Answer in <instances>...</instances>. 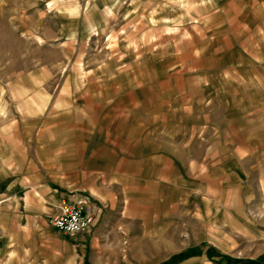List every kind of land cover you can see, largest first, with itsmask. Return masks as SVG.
Segmentation results:
<instances>
[{
  "label": "rangeland",
  "instance_id": "374dc122",
  "mask_svg": "<svg viewBox=\"0 0 264 264\" xmlns=\"http://www.w3.org/2000/svg\"><path fill=\"white\" fill-rule=\"evenodd\" d=\"M71 110L121 138L119 182L9 199L21 136ZM76 195L99 214L68 236ZM0 264H264V0H0Z\"/></svg>",
  "mask_w": 264,
  "mask_h": 264
},
{
  "label": "crops",
  "instance_id": "0c3cea01",
  "mask_svg": "<svg viewBox=\"0 0 264 264\" xmlns=\"http://www.w3.org/2000/svg\"><path fill=\"white\" fill-rule=\"evenodd\" d=\"M68 112L65 118L59 117V120L66 119V124L59 121L51 127L44 125L43 134L34 135L30 131V134L21 136L18 143L26 145L21 149L25 151L26 159H11L8 163V177H21L6 184L5 192L11 196L9 199L14 197L12 192L34 190L50 193L49 204L54 205L60 192L101 194L99 185L119 182L117 177L119 180L123 174L121 138L112 130L108 131L105 124H85L87 114ZM37 208L22 201L15 213H18L17 217L26 219L38 217L44 211L41 206Z\"/></svg>",
  "mask_w": 264,
  "mask_h": 264
},
{
  "label": "built area",
  "instance_id": "2783aa9c",
  "mask_svg": "<svg viewBox=\"0 0 264 264\" xmlns=\"http://www.w3.org/2000/svg\"><path fill=\"white\" fill-rule=\"evenodd\" d=\"M97 204L87 195L62 197L57 211L48 217L49 223L60 233L68 236L83 233L97 221Z\"/></svg>",
  "mask_w": 264,
  "mask_h": 264
},
{
  "label": "clouds",
  "instance_id": "9594fccd",
  "mask_svg": "<svg viewBox=\"0 0 264 264\" xmlns=\"http://www.w3.org/2000/svg\"><path fill=\"white\" fill-rule=\"evenodd\" d=\"M251 199V198H250ZM160 241H156V243H159ZM13 255H14V253H13Z\"/></svg>",
  "mask_w": 264,
  "mask_h": 264
}]
</instances>
